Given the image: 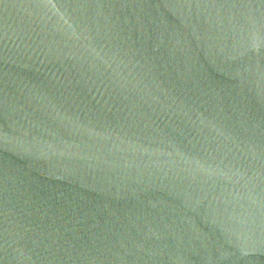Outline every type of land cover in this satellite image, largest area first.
Wrapping results in <instances>:
<instances>
[{"label":"water","instance_id":"water-1","mask_svg":"<svg viewBox=\"0 0 264 264\" xmlns=\"http://www.w3.org/2000/svg\"><path fill=\"white\" fill-rule=\"evenodd\" d=\"M0 264H264V0H0Z\"/></svg>","mask_w":264,"mask_h":264}]
</instances>
